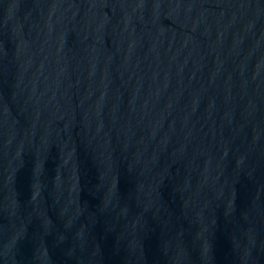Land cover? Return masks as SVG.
Listing matches in <instances>:
<instances>
[{
  "label": "water",
  "instance_id": "95a60500",
  "mask_svg": "<svg viewBox=\"0 0 264 264\" xmlns=\"http://www.w3.org/2000/svg\"><path fill=\"white\" fill-rule=\"evenodd\" d=\"M0 264H264V0H0Z\"/></svg>",
  "mask_w": 264,
  "mask_h": 264
}]
</instances>
